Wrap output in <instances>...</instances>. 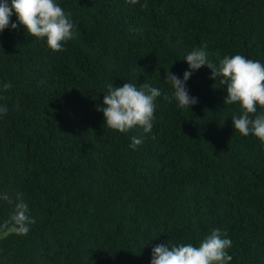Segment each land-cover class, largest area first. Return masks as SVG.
<instances>
[{
  "label": "trees",
  "instance_id": "trees-1",
  "mask_svg": "<svg viewBox=\"0 0 264 264\" xmlns=\"http://www.w3.org/2000/svg\"><path fill=\"white\" fill-rule=\"evenodd\" d=\"M57 3L76 25L63 51L15 14L0 33V264H150L153 247L199 246L213 229L232 240L229 264H264V144L234 130L239 105H224L207 66L186 82L191 109L164 80L183 79L205 45L217 65L264 64V0ZM126 82L161 90L150 133L104 126L107 85ZM20 199L35 221L24 235L11 220Z\"/></svg>",
  "mask_w": 264,
  "mask_h": 264
},
{
  "label": "clouds",
  "instance_id": "clouds-1",
  "mask_svg": "<svg viewBox=\"0 0 264 264\" xmlns=\"http://www.w3.org/2000/svg\"><path fill=\"white\" fill-rule=\"evenodd\" d=\"M126 2L135 4L138 0ZM13 14L28 36L44 40L53 52L63 51L64 44L76 36L71 13L66 12L57 0H0V33L9 27H18L11 21ZM205 48L206 45L186 55L184 60L189 70L183 73V79L169 69L164 73V80L171 85L177 106L191 109L198 103V98L191 96L185 85L193 71L207 66L211 69L210 78L219 80V84L226 87L224 105H239L240 114L231 117L234 130L245 137L254 136L264 144V111L257 114L258 108L264 109V64L236 54L223 57L217 65L209 61ZM2 87L7 91L12 84L5 83ZM159 96L161 90L146 83L139 87L130 82L122 86L109 83L103 105L97 110L103 112L104 126L109 129L128 133L139 127L144 133H150ZM6 114L7 107L0 106V115ZM141 143V139L133 137L129 147L135 150ZM11 220L14 222L13 231L21 235L27 234L28 225L35 222L29 217L28 205L22 199L16 204ZM231 247L232 240L227 233L213 229L204 236L199 246L167 243L153 247L150 264H229L233 259L228 253Z\"/></svg>",
  "mask_w": 264,
  "mask_h": 264
}]
</instances>
